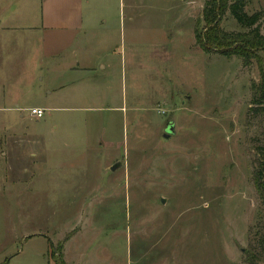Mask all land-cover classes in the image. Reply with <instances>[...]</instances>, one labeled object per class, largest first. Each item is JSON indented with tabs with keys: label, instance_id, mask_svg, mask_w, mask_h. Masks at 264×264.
I'll return each mask as SVG.
<instances>
[{
	"label": "rangeland",
	"instance_id": "374dc122",
	"mask_svg": "<svg viewBox=\"0 0 264 264\" xmlns=\"http://www.w3.org/2000/svg\"><path fill=\"white\" fill-rule=\"evenodd\" d=\"M204 1L83 0L80 33L55 34L49 53L39 48L40 58L34 48L18 57L27 109L20 124L60 152L63 173L43 182L49 223L16 234L3 211L25 201L23 164L4 174L0 254L20 250L24 231L40 229L52 238L42 264H64L63 243L76 232L96 264H247L248 247L264 251V206L251 178L264 145V119L250 110V84L259 71L196 44ZM17 3L0 0V23L2 10ZM244 10L261 13L253 27L264 36V0H245ZM220 28L248 30L229 10ZM77 41L85 46L82 58H92L96 91L76 92L92 85L68 70L83 62ZM3 44L0 39V61L7 60ZM51 75L59 84L75 81L72 92L39 94ZM32 108L44 110L43 118L30 119ZM170 122L174 133L165 137ZM36 145L8 144L4 156H25V166L36 170L29 155ZM38 246L25 244L12 264H39L32 259Z\"/></svg>",
	"mask_w": 264,
	"mask_h": 264
},
{
	"label": "crops",
	"instance_id": "0c3cea01",
	"mask_svg": "<svg viewBox=\"0 0 264 264\" xmlns=\"http://www.w3.org/2000/svg\"><path fill=\"white\" fill-rule=\"evenodd\" d=\"M39 1V8H37V3L32 4L31 0H18L14 8L11 5L5 7L2 10L3 16L1 15V18L3 19L0 23V39L4 43L3 45L6 46L4 53L7 59L0 61V190L4 187V184L1 183L5 182L4 174H9L12 170H16L15 166L20 165V163L23 166L20 168L22 173L19 176H23L26 181L25 184L27 183L23 194L25 201L21 202L17 207H11L8 211H3L4 214L10 213L8 219L10 220L9 223L13 234H16L19 228H45V223L48 224L50 220V206L47 200L44 201L43 199L46 196L43 182L44 179L54 181L58 174L62 177L63 173V171L61 172L63 157H61L60 152L57 153L56 149H47L48 146H46L42 134V136L40 134L28 135L23 129V125L20 124L27 109L21 100L23 95L26 94L23 92L24 89L20 88L22 84V78L19 75L21 61H17V59L22 55L26 56L25 54L30 53L33 48L36 49L33 54L40 58L39 48L41 49L43 46L49 53L55 34L68 33L74 36L80 33L85 23V14L82 10L83 0ZM105 22L106 19L102 23L104 24ZM49 41H52V43L49 44ZM70 43L72 44V42ZM75 44V51H78L77 56L83 62L76 61V67L73 64H67L68 70L70 69L72 72L78 73V75L83 74L92 82L90 87L89 85H86V87L81 85L75 91H96L100 83H95L97 76L96 69L92 66V61H90L92 58L88 59L87 56L82 58L85 46L81 41H77ZM46 55L49 56L44 52L43 57ZM82 63L84 64L82 65ZM22 66L24 69L25 63ZM59 82L62 81H59L57 76L51 75L48 82L49 87L44 88L39 94L72 92L69 87L73 86L75 81L65 84H59ZM10 83H13V88L10 87L11 90L6 92ZM29 118L34 119L30 115ZM40 119L35 118L34 120ZM30 142L39 144L38 146H32L34 152L29 154L30 159H32L30 163L33 165L38 164L36 170L25 166L27 164L25 156H20L17 160H13L16 159L14 156H4L7 153V150L4 149H6V146L8 147V144L11 145L10 148L12 149L14 145H17L18 150H20L25 147L26 143ZM41 157H43L42 162ZM38 159L40 161H37ZM47 163L49 165L47 171H45L46 168L44 167ZM34 196L36 198L35 201H33ZM79 237L80 233L76 232L64 241L62 247L64 264H96L90 244L87 246L86 244L83 245L79 241ZM16 242L19 243L18 238H16ZM20 243L22 244L20 250L15 249V252L1 253L0 259L8 260L7 264H12V261L24 255L22 249L25 244H29L31 248L39 245L38 251L32 252V259L39 261V264H42L43 258L49 259L50 253L47 249H51L52 238L41 229L24 231ZM79 243L81 244L80 247ZM44 249L46 250L45 252ZM50 260L46 264H53L52 260Z\"/></svg>",
	"mask_w": 264,
	"mask_h": 264
},
{
	"label": "trees",
	"instance_id": "16d2710c",
	"mask_svg": "<svg viewBox=\"0 0 264 264\" xmlns=\"http://www.w3.org/2000/svg\"><path fill=\"white\" fill-rule=\"evenodd\" d=\"M244 5L245 0H232L230 3L229 0H205L202 7L204 26L195 30L194 41L205 53L240 58L245 65L256 64L259 80L250 84V110L264 119V36L257 27H253L262 16L260 12L248 15ZM227 10L238 24L248 30L226 32L221 29L220 22ZM257 150L261 155L253 162L251 178L257 197L264 206V145L258 146ZM244 260L247 264H264V251L257 253L248 247ZM7 261L2 264H7ZM54 264L63 263L57 261Z\"/></svg>",
	"mask_w": 264,
	"mask_h": 264
},
{
	"label": "water",
	"instance_id": "95a60500",
	"mask_svg": "<svg viewBox=\"0 0 264 264\" xmlns=\"http://www.w3.org/2000/svg\"><path fill=\"white\" fill-rule=\"evenodd\" d=\"M173 121L174 120L172 119L171 122H173ZM171 122L169 123V125L165 129V133L163 134V136H165V137H168L170 134L174 133V130H173L174 124H172ZM120 164H121V162L118 161L112 167H110V169H112V171H115V169L117 167H119Z\"/></svg>",
	"mask_w": 264,
	"mask_h": 264
},
{
	"label": "built area",
	"instance_id": "2783aa9c",
	"mask_svg": "<svg viewBox=\"0 0 264 264\" xmlns=\"http://www.w3.org/2000/svg\"><path fill=\"white\" fill-rule=\"evenodd\" d=\"M44 110L42 109H39V108H32V109H29L28 110V113L29 115L32 117V118H36V119H40L44 116Z\"/></svg>",
	"mask_w": 264,
	"mask_h": 264
}]
</instances>
